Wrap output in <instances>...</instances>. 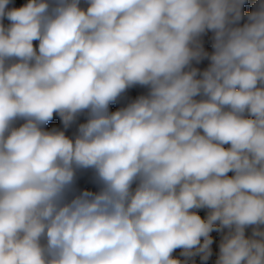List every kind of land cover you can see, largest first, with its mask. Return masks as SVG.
I'll return each instance as SVG.
<instances>
[{
    "label": "clouds",
    "instance_id": "clouds-1",
    "mask_svg": "<svg viewBox=\"0 0 264 264\" xmlns=\"http://www.w3.org/2000/svg\"><path fill=\"white\" fill-rule=\"evenodd\" d=\"M86 2L0 0V264H186L224 228L217 264H264V3L234 27L245 0Z\"/></svg>",
    "mask_w": 264,
    "mask_h": 264
},
{
    "label": "rangeland",
    "instance_id": "rangeland-1",
    "mask_svg": "<svg viewBox=\"0 0 264 264\" xmlns=\"http://www.w3.org/2000/svg\"><path fill=\"white\" fill-rule=\"evenodd\" d=\"M261 3H264V0H245L244 4L242 5V18L237 24L233 26L243 27V25L248 22L247 20L248 14L254 11L255 8L259 7ZM213 37H214V33L211 30H207L204 34H202L199 37V40L203 46L204 51H206L209 54H211L214 51ZM209 64H210V60L208 59L204 61L203 63L197 64L196 67H192V68H196L199 70V72H203L204 70L208 68ZM197 78H199V76ZM144 91H149V88L147 86H141V85H135L133 87L128 88L124 93L121 94V96L117 99L116 102L111 103L109 105V112H115L123 107H126L127 104L130 103L128 102L130 101V99L135 100L137 98V93L144 92ZM87 119H88V112L85 111L83 113H80L76 117L75 121L67 128L64 127L61 121V118L59 119V121H53V122L50 121L47 124H45L43 127L47 131H50L52 129L62 130L65 132V135H67L69 138H74L78 132L79 125L82 123H86ZM19 120H22V119H19ZM228 175L232 176L234 175V173L229 172ZM94 183L95 182L86 183L78 187L77 189H75V191L72 194L67 193L66 194L67 199L71 200L74 196L79 195L83 191H90ZM192 211H195L198 215H200L202 219H206L210 212L208 208L193 209ZM176 259H179L183 262V260L180 258H176Z\"/></svg>",
    "mask_w": 264,
    "mask_h": 264
},
{
    "label": "built area",
    "instance_id": "built-area-1",
    "mask_svg": "<svg viewBox=\"0 0 264 264\" xmlns=\"http://www.w3.org/2000/svg\"><path fill=\"white\" fill-rule=\"evenodd\" d=\"M28 3V0H9V4L6 5V10H11L12 8H19L21 6H24ZM50 4L54 3V0H49ZM86 3V0H80V6L82 7ZM3 25L5 27L9 26L11 21L5 17L2 21ZM34 47L38 50V44L39 41H33ZM60 116L58 114L53 115V118L50 120L53 121H59ZM49 121V122H50ZM261 230H264V225L260 226ZM253 226H248L245 229V237L246 238H253ZM229 229L224 228L220 231L213 230L210 233V236L212 238V244L210 245L211 254L208 256L207 260L202 259V254H196L191 257H185L182 255L183 249H177L178 254L182 257L183 262H186V264H216V254L220 252V244L223 241V237L228 233ZM259 239V237H256ZM201 243H203V238H201ZM195 251V249H194Z\"/></svg>",
    "mask_w": 264,
    "mask_h": 264
},
{
    "label": "trees",
    "instance_id": "trees-1",
    "mask_svg": "<svg viewBox=\"0 0 264 264\" xmlns=\"http://www.w3.org/2000/svg\"><path fill=\"white\" fill-rule=\"evenodd\" d=\"M87 2L82 6L83 8H87ZM258 8V7H257ZM257 8H255L254 10H256ZM206 60H208V58L207 57H204V58H202L199 62H197V61H195V60H193L192 61V63H191V67H196V65L197 64H199V63H203L204 61H206ZM148 92L149 91H144V92H140V93H137V98L139 97V96H142V95H147L148 94ZM196 99H200V97L198 96V97H196ZM127 100V99H126ZM134 99H130V101H128V102H131V101H133ZM25 121L24 120H16L15 122H14V127H19V126H21L23 123H24ZM230 145H225V147L227 148V147H229ZM89 182H95L93 185H92V187H91V189H90V191L91 192H98V191H100V189H101V187H102V185H101V183L99 182V180H98V178L96 177V173H95V171H94V169H91V168H88V169H77L76 170V174H75V180H74V183H73V185L71 186V188L69 189V191L67 192V193H69V194H72L74 191H75V189H77L78 187H80V186H82V185H84V184H86V183H89ZM135 184H133V188H135ZM219 255H220V252L219 253H217V258H219ZM172 256L174 257V258H180V259H182V257L178 254V252H177V249L176 250H174V252L172 253ZM183 260V259H182ZM218 260V259H217ZM217 264V263H216Z\"/></svg>",
    "mask_w": 264,
    "mask_h": 264
},
{
    "label": "crops",
    "instance_id": "crops-1",
    "mask_svg": "<svg viewBox=\"0 0 264 264\" xmlns=\"http://www.w3.org/2000/svg\"><path fill=\"white\" fill-rule=\"evenodd\" d=\"M255 227H256V226H253V229H254ZM217 257H218V256H217V254H216V263H217V261H218V260H217Z\"/></svg>",
    "mask_w": 264,
    "mask_h": 264
},
{
    "label": "bare ground",
    "instance_id": "bare-ground-1",
    "mask_svg": "<svg viewBox=\"0 0 264 264\" xmlns=\"http://www.w3.org/2000/svg\"><path fill=\"white\" fill-rule=\"evenodd\" d=\"M218 223V222H217Z\"/></svg>",
    "mask_w": 264,
    "mask_h": 264
}]
</instances>
